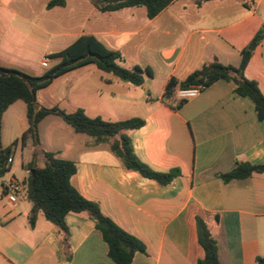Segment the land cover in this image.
Wrapping results in <instances>:
<instances>
[{
    "label": "crops",
    "instance_id": "crops-1",
    "mask_svg": "<svg viewBox=\"0 0 264 264\" xmlns=\"http://www.w3.org/2000/svg\"><path fill=\"white\" fill-rule=\"evenodd\" d=\"M0 0V66L41 76L58 65L55 54L84 35H93L121 54L126 69L150 67L136 86L88 63L72 69L37 92L40 105L78 109L90 118L119 122L144 120L125 131L140 161L156 171L179 169L166 187L126 171L109 144L95 145L56 115L38 127L41 149L75 162L71 184L102 213L141 240L146 254L131 264H197L203 257L196 217L206 222L220 264H257L264 259V174L225 182L219 175L238 163L264 164V120L253 102L219 80L174 110L163 100L168 82L185 80L212 58L238 66L242 51L264 29V0H176L153 19L145 7L101 12L90 0ZM49 57V66L42 61ZM245 75L264 95V39ZM28 129L27 106L13 103L3 115L2 145L10 147ZM20 155V167L16 157ZM34 149L18 145L10 170L25 183L23 168ZM38 167L44 163L37 154ZM1 178V177H0ZM32 203L22 194L14 204L0 186V264H116L102 234L86 214L70 213L66 256L58 229L40 214L34 227Z\"/></svg>",
    "mask_w": 264,
    "mask_h": 264
},
{
    "label": "trees",
    "instance_id": "trees-1",
    "mask_svg": "<svg viewBox=\"0 0 264 264\" xmlns=\"http://www.w3.org/2000/svg\"><path fill=\"white\" fill-rule=\"evenodd\" d=\"M101 12H114L127 7H145L148 18L153 19L176 0H90ZM211 0H197L198 3ZM64 0H52L48 8L64 6ZM264 39V29H261L252 41L243 49L241 63L238 66L222 64L217 58L206 62L199 70L190 74L185 80L179 81L172 78L165 89L163 100L170 104L174 110H179L186 100L177 97L181 89L193 86L210 87L219 80L232 82L235 93L250 99L254 106L257 118L264 120V95L258 83L250 80L245 75V69L257 46ZM61 58L58 65L51 68L41 76H32L20 69L0 66V177L10 170L9 158L13 157L14 149L20 145L24 148H33V160L23 165L30 171L26 186V197L32 203L29 223L34 227L38 216L42 214L47 221L52 223L62 237V245L66 256L69 253V231L65 217L70 213L86 214L95 224L96 229L102 234L108 247V255L116 264H131L136 254H146L145 244L119 227L109 217L105 216L97 202L85 199L71 184V178L78 173L75 162L63 160L55 153L44 152L39 136V124L49 115H56L70 125L76 133L87 134L93 144H109L112 152L120 161L126 171L140 174L146 179L153 180L161 187L172 183L180 175L179 169L167 172L156 171L139 160L134 152L131 138L124 133L144 126L145 122L139 118L119 122H108L99 117L90 118L83 110L67 112L60 107L47 108L37 101V92L50 85L54 79L62 74L94 63L102 72L116 76L119 79L140 86L144 82L143 73L152 77L150 67L126 69L119 64L121 54L109 49L93 35H84L76 40L65 50L53 56ZM18 100L27 106L28 129L20 139L10 147L2 145L3 115L8 108ZM42 153L44 163L38 167L37 154ZM34 170V172H33ZM254 174H264V164L253 165L248 162L238 163L227 174L219 175L225 182L243 180ZM197 235L203 250V257L197 264H220L218 247L206 222L201 216L196 217ZM257 264H264V259L258 257Z\"/></svg>",
    "mask_w": 264,
    "mask_h": 264
},
{
    "label": "built area",
    "instance_id": "built-area-1",
    "mask_svg": "<svg viewBox=\"0 0 264 264\" xmlns=\"http://www.w3.org/2000/svg\"><path fill=\"white\" fill-rule=\"evenodd\" d=\"M50 58L46 57L42 61V66L47 68L49 66ZM206 88L204 86H193L188 89H181L177 92V97L181 100H189L197 97ZM12 163V158H9L8 164ZM0 186L4 195L10 202L16 203L22 194H26V186L23 182L18 180L15 176H2L0 178Z\"/></svg>",
    "mask_w": 264,
    "mask_h": 264
},
{
    "label": "rangeland",
    "instance_id": "rangeland-1",
    "mask_svg": "<svg viewBox=\"0 0 264 264\" xmlns=\"http://www.w3.org/2000/svg\"><path fill=\"white\" fill-rule=\"evenodd\" d=\"M20 163H21V157H20V155H17V157H16V165L18 167H20Z\"/></svg>",
    "mask_w": 264,
    "mask_h": 264
},
{
    "label": "water",
    "instance_id": "water-1",
    "mask_svg": "<svg viewBox=\"0 0 264 264\" xmlns=\"http://www.w3.org/2000/svg\"><path fill=\"white\" fill-rule=\"evenodd\" d=\"M33 172H34V170H33Z\"/></svg>",
    "mask_w": 264,
    "mask_h": 264
}]
</instances>
